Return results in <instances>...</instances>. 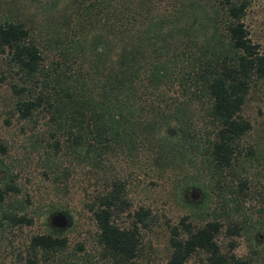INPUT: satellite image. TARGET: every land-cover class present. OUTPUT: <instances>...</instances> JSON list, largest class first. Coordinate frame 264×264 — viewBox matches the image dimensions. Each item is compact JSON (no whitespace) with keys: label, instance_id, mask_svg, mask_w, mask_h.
<instances>
[{"label":"trees","instance_id":"1","mask_svg":"<svg viewBox=\"0 0 264 264\" xmlns=\"http://www.w3.org/2000/svg\"><path fill=\"white\" fill-rule=\"evenodd\" d=\"M217 1V6L206 10L187 0H117V7L96 10L98 0H89L76 13L78 29L82 28L78 21L98 26L102 22L89 35L86 75L68 72V48L58 50L54 66L44 64L28 29L21 22H3L0 54L21 81L10 85L18 97L14 102L17 114L29 118L41 112L59 155H85L97 163L108 149L131 150L136 141L144 139L151 142L152 160L159 165L196 154L215 169L229 165L239 152L238 140L250 128L238 112L250 87L264 79V53L251 40L242 20L249 0ZM68 21L69 14L63 10L60 23ZM199 36L202 44L195 47ZM71 42L73 50L80 44L76 39ZM112 42L115 53L111 58ZM184 80L191 96L187 100L146 103L148 88L160 91L166 83L183 88ZM191 98L204 99L202 119L207 136L203 141L191 133ZM4 149L0 145V152ZM9 189L0 187V202ZM125 206L116 183L89 206L103 252L121 261L134 255L137 223L148 215L139 208L131 213L130 226L120 227L114 215ZM10 220L14 224L30 222L24 216ZM219 227L214 220L195 227L181 218L169 228L167 263L182 264L193 252L201 251L205 258L198 264H226L215 241ZM65 242L54 231L35 234L19 264H37L38 256L44 260L54 255Z\"/></svg>","mask_w":264,"mask_h":264},{"label":"rangeland","instance_id":"2","mask_svg":"<svg viewBox=\"0 0 264 264\" xmlns=\"http://www.w3.org/2000/svg\"><path fill=\"white\" fill-rule=\"evenodd\" d=\"M88 1L0 0V24L21 22L28 29L29 39L40 48L44 64L54 66L58 50L68 48V72L86 75L89 35L102 22L98 26L88 20L78 21L82 26L78 29L76 13ZM116 1L98 0L96 10L106 5L109 9L117 7ZM187 3L206 10L219 4L217 0ZM63 10L69 14L67 24L60 23ZM242 20L249 37L264 53V0H249ZM72 39L80 42L74 50L69 48ZM202 41L199 36L195 47ZM112 46L111 58L115 53L113 42ZM5 58L0 54V145L5 148L0 152V187L11 189L0 202V264L23 262L30 237L49 231L63 236L65 245L44 260L38 256L37 264H168L169 228L181 218L195 227L208 220L219 223L215 241L226 264H264V79L250 87L241 105L238 113L250 128L238 140V154L225 167L215 169L202 161L200 154L156 164L151 142L144 139L136 141L131 150L108 149L93 163L85 155L56 153L49 122L41 112L19 117L14 107L18 97L10 85L21 81ZM183 82V88L173 83H166L160 91L148 88L146 103L164 105L187 100L191 96ZM190 102L191 133L203 141L207 136L202 119L204 99L191 98ZM113 183L119 185L126 202L125 208L114 215L118 226H130L133 211H148L144 221L137 223L134 255L125 261L103 252L89 209ZM190 188L199 191V198L190 195ZM55 212L67 214L69 224L53 227L50 217ZM12 216H24L30 222L14 224ZM204 258L203 252L196 251L182 264H198Z\"/></svg>","mask_w":264,"mask_h":264},{"label":"water","instance_id":"3","mask_svg":"<svg viewBox=\"0 0 264 264\" xmlns=\"http://www.w3.org/2000/svg\"><path fill=\"white\" fill-rule=\"evenodd\" d=\"M188 192L194 199H197L200 196L199 191L194 188H190ZM50 223L55 228H62L69 224V218L64 212H55L50 217Z\"/></svg>","mask_w":264,"mask_h":264}]
</instances>
